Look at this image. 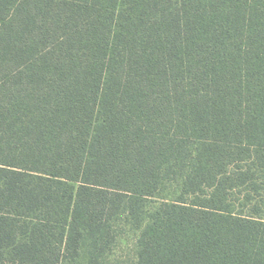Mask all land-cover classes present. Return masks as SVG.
<instances>
[{
  "label": "trees",
  "instance_id": "1",
  "mask_svg": "<svg viewBox=\"0 0 264 264\" xmlns=\"http://www.w3.org/2000/svg\"><path fill=\"white\" fill-rule=\"evenodd\" d=\"M0 264H264V0H0Z\"/></svg>",
  "mask_w": 264,
  "mask_h": 264
},
{
  "label": "rangeland",
  "instance_id": "2",
  "mask_svg": "<svg viewBox=\"0 0 264 264\" xmlns=\"http://www.w3.org/2000/svg\"><path fill=\"white\" fill-rule=\"evenodd\" d=\"M130 242L128 238H124L122 241H121V248L118 250V252L116 253V256L118 259L120 260H126L127 259V254L130 253ZM122 258V259H121Z\"/></svg>",
  "mask_w": 264,
  "mask_h": 264
}]
</instances>
